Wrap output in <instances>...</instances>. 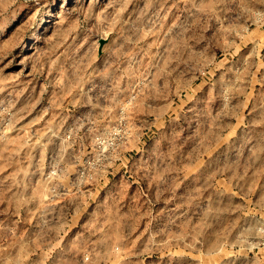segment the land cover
<instances>
[{
  "label": "rangeland",
  "instance_id": "rangeland-1",
  "mask_svg": "<svg viewBox=\"0 0 264 264\" xmlns=\"http://www.w3.org/2000/svg\"><path fill=\"white\" fill-rule=\"evenodd\" d=\"M57 212L97 264H264V0H0V258Z\"/></svg>",
  "mask_w": 264,
  "mask_h": 264
},
{
  "label": "crops",
  "instance_id": "crops-1",
  "mask_svg": "<svg viewBox=\"0 0 264 264\" xmlns=\"http://www.w3.org/2000/svg\"><path fill=\"white\" fill-rule=\"evenodd\" d=\"M73 218L60 212L48 214L42 220L35 217L28 236L20 238L17 250L10 251L9 257L0 258V264H97L85 259L90 248L86 240L90 232L78 229Z\"/></svg>",
  "mask_w": 264,
  "mask_h": 264
},
{
  "label": "built area",
  "instance_id": "built-area-1",
  "mask_svg": "<svg viewBox=\"0 0 264 264\" xmlns=\"http://www.w3.org/2000/svg\"><path fill=\"white\" fill-rule=\"evenodd\" d=\"M262 234H263V236H264V229L262 230ZM263 244V246H264V243H262Z\"/></svg>",
  "mask_w": 264,
  "mask_h": 264
}]
</instances>
